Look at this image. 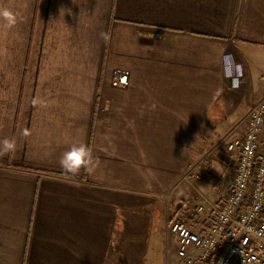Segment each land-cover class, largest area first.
<instances>
[{
  "label": "crops",
  "instance_id": "1",
  "mask_svg": "<svg viewBox=\"0 0 264 264\" xmlns=\"http://www.w3.org/2000/svg\"><path fill=\"white\" fill-rule=\"evenodd\" d=\"M2 3L17 23L0 19V141L16 142L0 156V264H148L195 139H219L264 94V0ZM81 143L96 167L66 174ZM209 156L214 203L236 156Z\"/></svg>",
  "mask_w": 264,
  "mask_h": 264
},
{
  "label": "built area",
  "instance_id": "2",
  "mask_svg": "<svg viewBox=\"0 0 264 264\" xmlns=\"http://www.w3.org/2000/svg\"><path fill=\"white\" fill-rule=\"evenodd\" d=\"M222 145L236 156L223 197L175 215L167 203L165 243L177 264H264V94L200 162Z\"/></svg>",
  "mask_w": 264,
  "mask_h": 264
},
{
  "label": "rangeland",
  "instance_id": "3",
  "mask_svg": "<svg viewBox=\"0 0 264 264\" xmlns=\"http://www.w3.org/2000/svg\"><path fill=\"white\" fill-rule=\"evenodd\" d=\"M231 127V126H230ZM229 126H223L221 129L222 132L218 133V137H222L226 131L230 128ZM225 130V131H224ZM224 131V133H223ZM223 133L222 135H220ZM197 137V135H196ZM195 137V138H196ZM200 137V136H199ZM213 137L211 140L207 139V134H202L200 137V140L195 139V144L197 145V148L193 150V166L196 165L195 169L192 166L179 176V182L177 186V195L175 200L171 203V212L174 211L176 204L179 202H182V206L180 210L182 209L183 212H188L190 208H192L198 201H201V199H206L210 197V193L208 190H210V186L207 182L212 181L213 176L208 173L206 170H204L203 166L204 164L209 161V157L205 158L202 162V158L205 156L208 149H210L213 145V143H216L218 141V138ZM216 141V142H214ZM211 144V145H210ZM199 145V146H198ZM224 146V145H222ZM200 163V164H199ZM191 164V165H192ZM161 226L163 227L164 224L161 221ZM175 253L172 251H168L166 248V243L164 241V244L158 245L154 248V251L152 254L149 255L148 264H177L175 262Z\"/></svg>",
  "mask_w": 264,
  "mask_h": 264
},
{
  "label": "clouds",
  "instance_id": "4",
  "mask_svg": "<svg viewBox=\"0 0 264 264\" xmlns=\"http://www.w3.org/2000/svg\"><path fill=\"white\" fill-rule=\"evenodd\" d=\"M67 11L69 14L70 9H60V15L65 14ZM0 19H3L7 27H13L17 23L16 14L9 8L3 6L2 0H0ZM101 39L107 41L109 36L105 32L100 33ZM221 67L223 75L227 79L232 80V86L234 89L239 87L240 78L244 74V66L237 63L235 57L231 53H228L221 58ZM35 103V101H34ZM27 135V131L24 133ZM16 149V142L13 139H3L0 141V156H4ZM96 161L93 156V151L87 145L81 143L79 145H73L70 150L63 153L59 160L60 168L66 173L71 175H77L81 170L87 171L91 174L95 167Z\"/></svg>",
  "mask_w": 264,
  "mask_h": 264
},
{
  "label": "water",
  "instance_id": "5",
  "mask_svg": "<svg viewBox=\"0 0 264 264\" xmlns=\"http://www.w3.org/2000/svg\"><path fill=\"white\" fill-rule=\"evenodd\" d=\"M181 206H182V202H179V203L176 204V207H175V209L173 211L174 215L178 213V211L180 210Z\"/></svg>",
  "mask_w": 264,
  "mask_h": 264
}]
</instances>
